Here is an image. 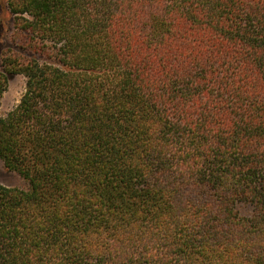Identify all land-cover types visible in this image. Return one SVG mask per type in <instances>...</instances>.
Returning a JSON list of instances; mask_svg holds the SVG:
<instances>
[{
    "label": "trees",
    "instance_id": "16d2710c",
    "mask_svg": "<svg viewBox=\"0 0 264 264\" xmlns=\"http://www.w3.org/2000/svg\"><path fill=\"white\" fill-rule=\"evenodd\" d=\"M0 264H264V0H7Z\"/></svg>",
    "mask_w": 264,
    "mask_h": 264
},
{
    "label": "rangeland",
    "instance_id": "374dc122",
    "mask_svg": "<svg viewBox=\"0 0 264 264\" xmlns=\"http://www.w3.org/2000/svg\"><path fill=\"white\" fill-rule=\"evenodd\" d=\"M7 0H0V55L12 44L11 38L16 33L11 21V14L6 7ZM24 77L21 74H12L8 77L6 89L0 99V115H5L19 101L24 92ZM0 184L7 187L24 189L26 182L15 171L8 170L0 160Z\"/></svg>",
    "mask_w": 264,
    "mask_h": 264
}]
</instances>
